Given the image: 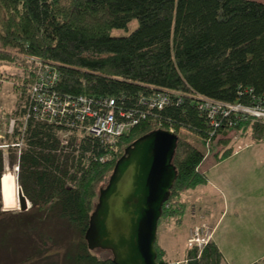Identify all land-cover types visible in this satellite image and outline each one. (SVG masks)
Listing matches in <instances>:
<instances>
[{
	"label": "trees",
	"instance_id": "16d2710c",
	"mask_svg": "<svg viewBox=\"0 0 264 264\" xmlns=\"http://www.w3.org/2000/svg\"><path fill=\"white\" fill-rule=\"evenodd\" d=\"M133 21L137 25L128 34H112L127 32ZM27 58L57 75L51 90L62 99H112L124 111L141 110L140 100L158 93L168 92L173 101L106 148L76 129L27 116L29 93L39 80L38 68ZM5 62L21 69L24 82L16 87L20 104L6 121L8 128L9 120L16 119L9 135L11 144L22 146L6 149L8 167H18L16 185L29 209L9 207L15 179L0 148V179L5 173L0 264H113L88 250L84 234L116 161L147 133L172 126L176 135L184 130L197 135L203 148L178 138L177 178L160 220L177 215L174 206H181L182 193L206 183L198 167L209 134L214 133L212 147L248 129L255 142L264 141V121L247 117L235 123L217 116L214 128L198 109L199 98L264 109V3L256 0H0V73ZM154 247L156 263L166 264L164 252ZM52 255L58 256L54 262ZM223 261L209 241L189 248L184 264Z\"/></svg>",
	"mask_w": 264,
	"mask_h": 264
},
{
	"label": "rangeland",
	"instance_id": "374dc122",
	"mask_svg": "<svg viewBox=\"0 0 264 264\" xmlns=\"http://www.w3.org/2000/svg\"><path fill=\"white\" fill-rule=\"evenodd\" d=\"M256 1L264 3V0ZM136 25V21H133L129 24L127 32L113 30L112 34L116 36L126 35ZM23 59L25 60V58ZM23 59L19 56V60ZM10 64L5 62V65H2L4 67L1 69L3 72L0 73V145H9L14 142V138L10 136L13 134H7L6 121L9 117H12L15 109L20 104V90L16 87H19L20 83H24L20 77L22 74L21 69L14 68ZM177 136L203 151L201 142L194 133L185 130L178 131ZM231 152L232 154L225 157L224 162L211 173L216 184L220 183L217 179L224 180L225 184L223 185L221 182L219 191L211 196L214 197L212 202L215 203L216 210L220 207L223 209L224 204H228L230 208L228 214H225L215 226L213 240L219 244L224 252L225 259L222 264H262L260 262L264 259V141L255 142L252 138L251 129L233 132L214 145L209 153L210 155L205 157L204 160L213 161L214 159L215 161ZM7 156V149L5 148L6 170L8 169L12 174L13 172L16 174L15 169L12 170L8 167ZM107 159L112 160L113 157L108 156ZM108 177L99 187L106 185ZM13 178L15 179L14 176ZM10 197L9 203L11 205L9 207H13V211H19L16 195L12 194ZM3 209L9 210L5 209L4 204ZM183 209L181 216L185 223L183 231H187L190 212L185 210V205L181 204L180 206V204H177L176 207L174 206V210L177 212L174 218L163 217L159 220L155 245L160 249H167V264H184L185 248L186 251L189 249L187 244L189 238L185 245L184 235L181 236L182 232L180 233V229H177L178 216ZM216 222L217 219L211 223L215 224ZM194 228H199L203 235L208 230L206 226ZM193 230H191V233ZM92 254L99 259L111 258L108 251H93ZM56 258L58 256L52 255L50 261L54 262Z\"/></svg>",
	"mask_w": 264,
	"mask_h": 264
},
{
	"label": "water",
	"instance_id": "95a60500",
	"mask_svg": "<svg viewBox=\"0 0 264 264\" xmlns=\"http://www.w3.org/2000/svg\"><path fill=\"white\" fill-rule=\"evenodd\" d=\"M177 142L176 134L154 130L125 148L89 217L84 234L89 251L110 252L113 264H157L154 246L162 207L177 178L173 165ZM13 175L19 211L26 212L29 203Z\"/></svg>",
	"mask_w": 264,
	"mask_h": 264
},
{
	"label": "built area",
	"instance_id": "2783aa9c",
	"mask_svg": "<svg viewBox=\"0 0 264 264\" xmlns=\"http://www.w3.org/2000/svg\"><path fill=\"white\" fill-rule=\"evenodd\" d=\"M27 61L37 67L39 73V80L35 82L29 93L27 116L38 121L53 122L69 129H76L82 135L99 140L100 144L106 148H112L120 137L127 134L141 120H145L153 110L161 111L173 101L168 92L158 93L152 98L141 99L140 106L143 107L141 110L124 111L119 109L112 99L95 100L84 96L76 99H62L51 90L57 81V75L39 60L27 58ZM179 102L180 99H178ZM198 109L206 114L214 128L219 126L216 123L217 116L223 119L231 118L233 122L241 121L247 117L264 121V109L256 106L230 105L199 98ZM15 126L16 119H10L7 133L13 134ZM160 126L158 124L157 128L161 129ZM166 130L172 133L175 131L172 126ZM213 137L214 133L212 132L205 141L206 157L213 145ZM63 139H66L65 136ZM66 143L67 141H63V144ZM10 146L21 147L22 143L11 144ZM7 147L8 145L0 146L3 149ZM209 241L210 235H203L199 228H194L187 244L189 248H200Z\"/></svg>",
	"mask_w": 264,
	"mask_h": 264
},
{
	"label": "crops",
	"instance_id": "0c3cea01",
	"mask_svg": "<svg viewBox=\"0 0 264 264\" xmlns=\"http://www.w3.org/2000/svg\"><path fill=\"white\" fill-rule=\"evenodd\" d=\"M209 155L210 154H208L207 156ZM223 162L224 160H220V159L215 160V161L214 159L213 161H208L206 159L202 161V163L198 167V171L206 176V183L204 185L196 187L193 190H188L181 194L180 203L182 205H185V210H188L190 212V218H189L187 231H183L184 230L183 226L185 223L182 217H181L180 223L177 226V229H180V233L182 232V234H180L181 236L184 235L183 237L185 239V245H186V241L190 237L191 230L194 229V227L206 226V228L208 229L206 234L210 235V241H213L218 246L219 250L221 251L225 259V255H224V252L222 251V248L219 246L217 242L213 240V237H214L213 230L215 226L220 222L222 217L225 214L226 215L228 214V210L230 208L228 207V204L226 203L227 205L224 204L223 209L222 207H220L218 208V210H216L215 203L212 202L214 197H211V196H214V194L219 191L218 190L220 188L219 184H221V182L223 185H225L224 180L220 181V179H217V181H219L220 183L216 184L211 175V173L214 172V170L218 167V165L222 164ZM218 178H220V176H218ZM216 219H217V222L215 224H212L211 222H213ZM161 250L164 252L163 259L165 263L167 264L168 262L167 261L168 260L167 259L168 258L167 249L161 248ZM185 255H186V248H185L183 259H185ZM177 262H181V261H177Z\"/></svg>",
	"mask_w": 264,
	"mask_h": 264
},
{
	"label": "bare ground",
	"instance_id": "6f19581e",
	"mask_svg": "<svg viewBox=\"0 0 264 264\" xmlns=\"http://www.w3.org/2000/svg\"><path fill=\"white\" fill-rule=\"evenodd\" d=\"M13 175V174H12ZM14 176V175H13Z\"/></svg>",
	"mask_w": 264,
	"mask_h": 264
}]
</instances>
